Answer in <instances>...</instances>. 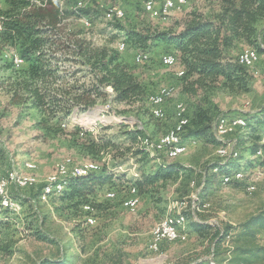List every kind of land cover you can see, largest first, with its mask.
Masks as SVG:
<instances>
[{
  "label": "rangeland",
  "instance_id": "rangeland-1",
  "mask_svg": "<svg viewBox=\"0 0 264 264\" xmlns=\"http://www.w3.org/2000/svg\"><path fill=\"white\" fill-rule=\"evenodd\" d=\"M35 1L39 3L42 0ZM80 1L84 9L92 10L91 16L89 19L71 16L65 23L69 30L83 32L97 47L107 46L117 50L135 68V75L149 94L168 85L175 86L176 91L163 108L164 116L155 119L149 101V105L147 102L145 105L115 103L114 93L109 88L107 93L110 97L106 102L101 101L89 113H77L62 122L65 123L60 127L63 133L56 132V129L48 132L37 127V111L29 105L11 103V72L4 67V62L11 61V57L3 56V61H0V148L3 152L0 178L12 168L22 170L24 164L30 161L36 165L34 175L38 182L33 190H37L57 175L59 166L65 160L71 159L76 166H86L95 161L100 170L102 167L108 169L114 183L113 187L99 190L98 197L93 199L96 203L107 202L106 213L96 219L93 217V224L85 222L80 213L72 212L67 207L68 201H60L62 195L45 199L39 196V201L33 204L27 201V197H35L29 189L14 190L13 199L24 203L18 214L8 215L0 223V264H38L43 257L55 256L59 247L69 258L67 264H264V231L255 227L249 231L244 227L264 211V165L249 167L250 159L264 157L263 150L261 154L251 155L254 145L264 144V123L258 116L264 110V39L261 38L255 46L239 42L230 50V55L236 59L246 49H259V63L251 71L248 70L244 87L236 84L235 91L215 87L211 91L188 96L182 92L184 82L177 76L179 71L184 70L181 64L178 62V65L167 67L160 61L161 56L166 54L178 57L175 45L150 43L145 50L150 60L136 63V55L143 50L127 44L124 51H119V44L127 42L126 33L129 30L144 34L179 33L191 12L206 17L215 16L219 0L189 3L182 10L172 12L165 21L154 19L145 12L144 3L147 0H59L60 6L68 11H72ZM153 1L160 6L164 0ZM114 7L122 9L123 17L109 22L104 13ZM7 9L8 0H0V12ZM257 28L259 32L264 29V19L257 24ZM179 106L184 107L186 117L188 115L190 119L199 112H206L216 126L213 124V129L205 136L187 139V151L176 159L167 158L165 154L149 153L152 157L158 156L160 162L183 164L189 167L188 171L175 181L160 182L147 194L140 195L141 198L137 191V208L129 211L122 206L135 187L134 182L157 164L143 155H136L141 146L139 139L133 140L130 133L132 135L140 130L152 139L165 136L178 124ZM224 115L253 119L250 120V134L247 138L243 137L241 148L237 146L241 139L239 135L234 137L235 149L230 154V147H226V154L230 156L222 160L220 158L225 155H219L220 146L215 144L212 131L220 143L226 144L219 139L220 136H231L241 129L233 124L224 126V119H219ZM53 124L56 125V121ZM78 129L87 133L86 136L75 138L67 135ZM241 130L247 134V128ZM93 142L100 146L99 154H91L81 145L89 146ZM109 144L115 147L102 148ZM239 158L243 160L241 169L230 174L215 169L218 178L204 190L208 165L212 162L226 165L229 160ZM237 172H242L245 179L238 183L239 187L224 183L227 177L232 178ZM256 174L260 176L259 181ZM246 184H251L255 190L247 192ZM109 191L115 196L106 201ZM182 212L186 216L185 223L179 219ZM164 219L175 224L180 232H185L187 238L163 244L159 252H154L150 249L152 233ZM197 222L204 223L201 225L202 234L192 235L189 232H199L192 228ZM224 229L230 233H225ZM36 232L46 239L37 240ZM80 232H85V235H78ZM229 242L230 246L226 247ZM239 258L241 261H237Z\"/></svg>",
  "mask_w": 264,
  "mask_h": 264
},
{
  "label": "trees",
  "instance_id": "trees-1",
  "mask_svg": "<svg viewBox=\"0 0 264 264\" xmlns=\"http://www.w3.org/2000/svg\"><path fill=\"white\" fill-rule=\"evenodd\" d=\"M8 5L9 9L0 12V61H3V56L11 57V61L4 62L5 70L11 72V103L29 105L37 111L39 129L48 132L56 129V132L63 133L60 127L65 123L62 122H66L74 114L94 109L101 101L106 102L110 97L107 93L109 88L114 93L115 103L145 105L147 102L149 105L151 94L135 75V68L130 66L117 50L107 46L97 47L83 32H74L67 28L65 23L71 16L89 19L92 12L90 8L75 10V5L72 11L64 10L59 0H42L39 3L35 0H8ZM263 19L264 0H219V10L215 16L206 17L204 14L191 12L189 20L179 33L165 31L144 34L129 30L125 43L126 46L129 44L145 53L150 43L175 45L178 52L176 60L184 69L180 78L184 82L182 92L188 96L197 95L200 91H211L215 87L235 91L236 84L244 87L250 69L240 65L238 59L230 55V50L239 42L255 46L261 38L264 39V29L259 32L257 28V24ZM256 50L259 54V49ZM14 54H18L23 60V65L19 68L12 60ZM258 116L264 123V110L260 111ZM243 118L247 121V134L238 129L232 136L234 138L241 135L237 142L240 148L243 137L247 138L250 134V120L253 119L251 117L249 120L245 116ZM54 121L56 125L53 124ZM213 124L214 120L210 119L206 112H199L194 118H189L183 139L186 141L205 136L207 131L213 129ZM86 134L78 129L67 135L80 138ZM212 135L215 144L221 146L222 143L215 138L213 131ZM130 136L136 141L146 135L138 130L132 135L130 133ZM81 145L91 154H99L101 150L95 142L89 146L84 143ZM103 147L108 149L115 146L109 144ZM261 150L264 151V144L254 145L251 155L254 156ZM138 151L137 156L143 155L152 163H157L149 173H142L134 182L139 197L147 194L149 189L160 182L175 181L188 171L189 167L183 164L158 161L160 154L155 158L144 148ZM2 156L0 148V160ZM229 161L226 165L220 162L208 165L203 181L204 190L218 178L215 169L230 174L243 166V160L240 158ZM249 161V167L264 165V157ZM113 183V175L109 174L107 168L102 167L98 172L68 180L59 200L68 201L67 207L76 214L80 213L86 222L89 216L95 218L106 213L107 202L96 203L93 199L98 197L99 190L106 186L113 187ZM44 186L37 190L30 189L29 192L35 197L29 196L27 201L37 203L39 196H43L41 191ZM235 186L239 187V184ZM110 200L107 198L106 201ZM86 206L90 207V211H85ZM2 222L4 221L0 223ZM197 223L192 225V228L200 232L204 223ZM244 227L249 231H253V227L264 231V211L253 217ZM223 231L230 233L229 230ZM78 235L84 236L85 232ZM45 239L37 234V240ZM68 261L69 258L64 253L56 258L45 257L38 264H67Z\"/></svg>",
  "mask_w": 264,
  "mask_h": 264
},
{
  "label": "bare ground",
  "instance_id": "bare-ground-1",
  "mask_svg": "<svg viewBox=\"0 0 264 264\" xmlns=\"http://www.w3.org/2000/svg\"><path fill=\"white\" fill-rule=\"evenodd\" d=\"M197 1L199 0H184V1L175 2L174 6L166 9L165 18L163 20L165 21L171 15V13L174 12L175 10L180 11L189 3L197 2ZM149 4H155V2L153 0H149ZM83 7H84V4L81 1L75 6L74 9L77 10ZM104 17L107 21L114 22L115 20H120L123 17V11L122 10L115 11L112 15L111 13H104ZM151 17L154 19H158V16H151ZM122 49H126V44L124 42L119 44V51H122ZM252 54L257 56L255 59V66H256L259 63L260 56L256 50L250 49V48L242 51L239 54L237 58L238 63H241L240 65L245 66L249 69L254 68L255 66L253 65V60H246V56H244V55H252ZM176 59L177 58L174 55L170 54L168 60L162 63L167 67H172V66L177 65L178 61ZM12 60L17 67L22 66L21 62L23 63V60H21L18 55L16 54L13 55ZM183 73H184L183 71H179L177 73V76L182 77ZM175 91H176L175 86L168 85V86H163L159 88V90H157L156 93L150 96L149 100H150V104L152 105L151 113L155 119H161L164 116L163 108L167 100L175 93ZM158 108H159V111L157 112ZM179 109H180V113H179L178 124L173 129H171L165 136L159 139H152V143L150 141L151 137L149 136L139 139L138 144L141 146V148H144L150 154H155V155H158L161 153L165 154L170 159H176L179 156L185 154V152L187 151V146H185V143L187 142V140L185 141L183 139L184 136L182 135L185 133V130L187 126L189 125V119L186 117L184 107L179 106ZM230 119L231 121H237V125L233 124L236 126V128H241V129L247 128V122L243 120L242 118H230ZM214 126H216V123L214 124ZM220 133H223V132L220 131ZM176 139H177L178 146H182V148L168 149L167 143L169 145H176ZM188 140H192V139H188ZM225 149H226V144L222 143V145L219 147V151H218L219 155L221 154L222 156H224L226 154ZM261 153L262 151H259L258 154H261ZM35 170H36V165L29 161L24 164V166L22 167V170H19L17 168H12L10 171L6 173V175L0 178V222L4 221L8 215L18 214L22 208L19 202L13 199L12 195H8V201L4 202L1 199V197L4 196V192H10V189H12L14 182L16 185V187L14 188L15 191L27 190V189L30 190L32 188H35L38 182L37 177L34 175ZM99 170H100V167L97 163L92 162L90 164H87L86 166H76L71 159L65 160L59 166L57 175L52 176L45 184L44 190H43L44 199L49 198L54 195L56 196L62 195V193L64 192L66 188L68 180L73 179V178L87 176L89 174L98 172ZM11 172H13V175H11ZM241 176L243 177V180H240V183H242L245 180L244 174H242V172L235 173L234 177L232 178L227 177L226 182L224 183L231 184L233 183V179L240 178ZM56 181H57L58 191H56ZM246 187H254V186H252L251 184H246ZM133 189H134V192H132ZM254 190H255V187L249 188L248 192L254 191ZM114 196L115 194L113 192L106 194V197L108 199H112ZM137 204H138L137 190L135 187H133L129 192V196L125 198L123 207L129 211H135L137 208ZM182 205L185 206L186 208L185 204H182ZM84 209L86 211H90V207L88 206H86ZM179 219L183 223L186 222V216L183 214V212L181 213V216ZM89 221H92L90 224H93L94 218L92 216H89L87 218V222L89 223ZM165 226H169L170 228H172V230H174V233H175L174 235L171 236V238H169V243L185 240L187 238V234H185V232L184 233L180 232L179 228L175 224H173L168 219H164L160 223L157 224V226L154 228L153 233H152V241H151L150 249L154 252H159L160 248H162L156 245L159 242V236L165 230Z\"/></svg>",
  "mask_w": 264,
  "mask_h": 264
},
{
  "label": "built area",
  "instance_id": "built-area-1",
  "mask_svg": "<svg viewBox=\"0 0 264 264\" xmlns=\"http://www.w3.org/2000/svg\"><path fill=\"white\" fill-rule=\"evenodd\" d=\"M177 1H184V0H164L163 3L160 6H156V4H149V0H147L144 3V10L147 14L151 16H158V20H163L165 18V11L167 8L174 6V3ZM122 10L118 7H114L111 8L109 11H105V13H111V15L115 12V11H119ZM84 22H87V19H84ZM125 49H122V51ZM170 54H166V55H162L161 56V62L167 61L169 58ZM246 56V60H253V65L255 66V59L257 56H255L254 54L252 55H244ZM17 59V58H16ZM18 60V59H17ZM150 60V55L148 53L142 52L141 54H137L135 57V62H145V61H149ZM21 64L23 65V63L21 62ZM241 64V63H239ZM158 95V94H157ZM161 108V107H160ZM159 111V108L157 110V112ZM219 119H224V126L228 125V124H236L237 125V121H231L230 118H228V116H220ZM184 136V134L182 135ZM231 136H220L221 139H223L224 142H226V147H230V154L232 153L233 149H235V143H234V138ZM229 138H233L232 140H229ZM150 141L152 143V138H150ZM168 145V149H176V148H182V146H178L177 144V139H176V145ZM230 154H225V157L220 158V159H225L227 157L230 156ZM11 175H13V172H11ZM257 176V181H259L258 179H260V176ZM240 180H243V177L241 176L240 178L237 179H233V185L240 183ZM16 187L15 182L13 184L12 189H10V192H4V196L1 197V199L4 202L8 201V195H12L14 192V188ZM249 188H254V187H245V190L248 192ZM43 189V188H42ZM56 191H58L57 188V181H56ZM134 192V189L133 191ZM110 193V191L108 192ZM196 216V214H194ZM92 221H89V224ZM174 230H172V228H170L169 226H165V230L163 233H161V235L159 236V242L157 243L156 246L162 247L163 244H168L169 243V238H171L172 235H174ZM222 234V232H221ZM230 242H232V235H231V240ZM230 242L229 244H225L226 247L230 246Z\"/></svg>",
  "mask_w": 264,
  "mask_h": 264
},
{
  "label": "crops",
  "instance_id": "crops-1",
  "mask_svg": "<svg viewBox=\"0 0 264 264\" xmlns=\"http://www.w3.org/2000/svg\"><path fill=\"white\" fill-rule=\"evenodd\" d=\"M158 161H160L159 159H158ZM0 233H2V232H0ZM26 233H28V232H26ZM29 233H31V232H29ZM37 233H39V232H36V238H37ZM190 234H192V235H197V234H202V232H189ZM40 235H42V234H40ZM2 238V236H1V234H0V239ZM217 241V240H216ZM62 254H64V252L62 251V248L61 247H59V248H57V250H56V252H55V256H49V257H53V258H56V257H59V256H61ZM48 257V256H47ZM43 258H45V257H43ZM42 258V259H43Z\"/></svg>",
  "mask_w": 264,
  "mask_h": 264
}]
</instances>
